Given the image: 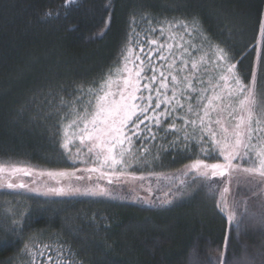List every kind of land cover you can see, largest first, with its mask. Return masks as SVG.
<instances>
[{
    "label": "trees",
    "instance_id": "1",
    "mask_svg": "<svg viewBox=\"0 0 264 264\" xmlns=\"http://www.w3.org/2000/svg\"><path fill=\"white\" fill-rule=\"evenodd\" d=\"M263 50L264 0H0V264H264V186L224 207L228 179L257 176L264 118L246 135L214 112L224 73L264 97ZM123 74L137 107L113 170L97 113Z\"/></svg>",
    "mask_w": 264,
    "mask_h": 264
},
{
    "label": "rangeland",
    "instance_id": "2",
    "mask_svg": "<svg viewBox=\"0 0 264 264\" xmlns=\"http://www.w3.org/2000/svg\"><path fill=\"white\" fill-rule=\"evenodd\" d=\"M264 51V50H263ZM263 55V52H262ZM263 57V56H262ZM123 77L121 78L122 81H120L121 85H119V90L117 91V98L114 99L111 102H103V106L105 109H111L115 104L120 103H133L134 101H128L125 99L124 101H121V95H124L125 98L127 97V92L125 91V81H131L133 84L137 83V78L131 77V75L123 74ZM223 82L227 85V89L224 93L226 95L223 97L226 101L224 102L223 99H218V104H215L214 106V112L217 116V120L221 121L220 126L223 122H225L227 119L231 123L239 127L241 124L242 130L246 135L250 133V131H255L256 127H252L250 124V121L257 122L262 120L264 118V97H260L259 90H251L248 89L239 79L238 76L233 78L231 74L224 73L223 74ZM136 94V93H135ZM248 111V115L246 117V120H244V112ZM97 119L100 122L101 120L110 119L107 112H101L100 115H97ZM244 120V121H242ZM101 125V124H100ZM219 124H217L218 126ZM104 127V125H101ZM100 127V129L102 128ZM227 132L234 133L232 129L228 128V125L226 126ZM101 135L100 130L96 133V137ZM236 138V134H230L228 137L229 143L233 142ZM96 139V138H95ZM94 139V140H95ZM248 143V142H247ZM123 147L127 150L128 144L124 143ZM240 165V164H238ZM195 169L198 170V172L202 173L204 172V167H196ZM195 169H193L194 173L196 172ZM255 175L259 176L253 179L246 180L245 178H235V179H228L227 183L230 185V195L229 197L224 201V207L225 210L228 212H233L235 210V203L233 202L232 198L234 196V188L238 187L239 185L245 186L244 188L254 190V194L251 196L257 197L260 194L261 188L264 186V177H261L259 175V171L253 170ZM7 170H5L4 167L0 169V185L1 180L3 177L8 175ZM17 182L13 184L14 187L19 188H13V189H21V183L23 182L22 179H20V176L25 174L23 171L17 170ZM25 176V175H24ZM27 178V177H26ZM54 175H48V177H44V179L53 180ZM30 180H37L35 177H31ZM107 181V180H105ZM28 182L29 178H28ZM128 186L131 187V183L128 181ZM135 184V181L133 182ZM43 186L42 184H37L34 187L39 188ZM33 191H38V189H34ZM42 191V190H41ZM45 193L50 194V192L46 191ZM264 196V195H263Z\"/></svg>",
    "mask_w": 264,
    "mask_h": 264
},
{
    "label": "snow or ice",
    "instance_id": "3",
    "mask_svg": "<svg viewBox=\"0 0 264 264\" xmlns=\"http://www.w3.org/2000/svg\"><path fill=\"white\" fill-rule=\"evenodd\" d=\"M67 2V0H66ZM225 60H227L226 54H221ZM164 59V57H161ZM225 72H229L230 68H225ZM139 75V73H137ZM163 75V74H161ZM150 79L154 80L155 76L153 75ZM163 86V85H162ZM138 90L137 85L133 84L130 80L125 81V91L127 92V97L125 98L124 95H121V101L127 99L128 101H135L136 91ZM148 101L151 100V96H148ZM177 103H179L177 101ZM154 108H159V103L155 105H150ZM137 105L135 103H120L115 104L111 109H105L103 105L99 106V110L97 115H100L101 112H107L110 119L101 120L100 124L104 125L100 129L101 135L97 136L96 139L100 141V151L96 153V159L100 161L101 167H107L115 170V166L117 164L126 165L128 161L124 159L126 149L123 147L125 140H128L131 143L130 138L128 137L127 133L124 131L126 126L131 123V117L135 115V109ZM142 122V121H140ZM217 124H220L221 121L217 120ZM139 127V124L135 126V128L128 129L129 132L132 133L133 136H138L136 132V128ZM226 133V129H222ZM239 133L236 134V138L233 142L229 143L227 135L225 134L224 139L218 142L221 146L220 155L223 156L225 164L220 163H212L210 168L212 170L213 176H224L226 175V170L231 169L233 167V161L237 159V157H241L242 153L240 151L241 148V140L238 138ZM139 138V137H138ZM67 145H65L66 147ZM117 149H119L117 151ZM259 155V175L264 177V149L258 153ZM200 161H197V164H200ZM204 167H209V165H204ZM246 171L254 170L252 168L245 169ZM90 172L97 171L96 168L88 169ZM113 173H101V177L103 176H111ZM123 174V173H121ZM204 175V173H202ZM111 179L109 178V183H111ZM12 185L9 184V187ZM22 186V185H21ZM54 191H62V190H54ZM227 191V189H225ZM165 203H167L165 201Z\"/></svg>",
    "mask_w": 264,
    "mask_h": 264
}]
</instances>
